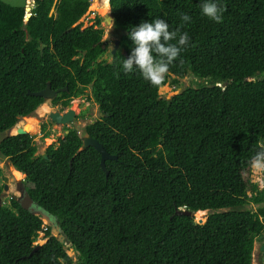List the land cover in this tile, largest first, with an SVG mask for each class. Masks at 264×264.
Returning <instances> with one entry per match:
<instances>
[{"label":"trees","instance_id":"trees-1","mask_svg":"<svg viewBox=\"0 0 264 264\" xmlns=\"http://www.w3.org/2000/svg\"><path fill=\"white\" fill-rule=\"evenodd\" d=\"M34 2L25 16L24 5L0 0V133L44 101L28 90L66 86L53 100L64 109L90 87L100 117L84 131L116 159L105 161L106 177L99 152L81 149L71 127L46 158L28 133L1 138V157L23 174L24 189L56 220L63 241L40 214L10 199L0 205V264H251L264 207L237 208L264 202L248 163L264 138V0H218L226 7L220 23L201 13L202 0H108L120 32L109 61L101 18L80 20L89 5L94 10L90 0H59L52 13L54 0ZM155 18L170 30L183 23L190 37L183 62L160 85L138 70L124 73L121 60L134 47L131 28ZM186 75L192 84L181 92L158 94ZM180 208L210 213L198 224ZM39 232L47 241L36 248Z\"/></svg>","mask_w":264,"mask_h":264},{"label":"rangeland","instance_id":"rangeland-1","mask_svg":"<svg viewBox=\"0 0 264 264\" xmlns=\"http://www.w3.org/2000/svg\"><path fill=\"white\" fill-rule=\"evenodd\" d=\"M3 1L11 5H24L26 2V0H3ZM90 4H92L93 8L95 6L101 7L99 8V11H102V12L97 13L94 10H91L90 5H89L87 12L81 17L80 20L83 22L85 26H88V25L96 24L95 22L96 17L101 18L100 23L98 24L99 25L98 27L103 29L104 41L108 44V50L104 54L103 58L109 61L111 58L110 50L112 49L114 45L115 39L119 37L120 32L114 26L109 31L112 25L110 24V22L104 19V15L109 13L108 0H90ZM51 11L54 12V8L51 9ZM108 33H109V36H108ZM107 36H108V39L106 40ZM117 49H119V46ZM173 78L174 77H171L166 84H164L158 89V94L161 97L169 98L172 95L181 92L186 86L192 84V79H193L191 76L186 75L183 78H179L177 82H174L172 80ZM88 93H90V88H87V90L85 89L82 95L73 97L70 101V108L74 109L75 118L72 122L69 123V125L76 128L80 136L84 135L85 133L84 126L87 123H90L94 121L95 119H99L100 117L98 106L93 101V99L89 96ZM42 104H44V106L38 110V107ZM42 104H40L34 110L33 113L26 116L25 118L20 119L10 131H5L3 133H0V139L5 137L6 135L16 134L17 126L23 127L24 124L26 125L27 123H30L32 125V133L29 135L32 136V141L36 146V155L44 153L46 148L50 145L57 146L59 139L63 137L64 128H62L61 125L51 124L50 122L51 120L49 119L48 114L49 112L55 110L53 109L54 107L53 103H51L50 100L48 99L44 101ZM51 105H52V108H51ZM42 121H46L47 126L45 130L41 131L40 125ZM0 169L2 172V175L0 177V185H3L5 183L4 176L7 177L6 183L8 185V189L2 191L1 199L3 203L9 204L10 196L12 193L16 194L17 196L20 195L18 188L21 186L20 182L24 179V176L23 174H20L19 171L13 167V165L7 158H2L1 155H0ZM249 177L252 183L257 184L258 189H264V175H255L252 173L250 169ZM250 194L251 192L248 191V195ZM259 207H264V202H260V203L250 202L247 205L238 207L237 209L247 208V209H251L255 211ZM209 213H210L209 210H205L204 214L203 213L195 214L193 216L194 222H198V219H202V221L204 222ZM41 219H42L43 225H49V223L46 221L44 217H41ZM57 233L58 231L55 229L54 226H52L50 230V235L56 236ZM46 240H47V237H45L44 233L39 232L37 238L33 242V245L43 244ZM65 249H66L67 254L71 256L74 261H76L77 258L75 256L74 248H72L69 244H65ZM258 250H259V241L257 240V237H256L253 243L251 264H257Z\"/></svg>","mask_w":264,"mask_h":264},{"label":"clouds","instance_id":"clouds-1","mask_svg":"<svg viewBox=\"0 0 264 264\" xmlns=\"http://www.w3.org/2000/svg\"><path fill=\"white\" fill-rule=\"evenodd\" d=\"M199 7L201 13L210 20L222 22L226 7L218 0H202ZM180 19L183 23H188L191 17L181 13ZM110 24L112 26L109 31L114 26V21ZM181 27L170 30L169 24L162 18H155L150 22L144 21L132 27L129 31V39L134 47L128 58H121L124 73H132L135 69L152 85L162 84L170 66L175 61L183 62L180 59L181 53L190 45V37L187 32L181 31ZM248 163L253 174L264 175V138H261L258 149Z\"/></svg>","mask_w":264,"mask_h":264},{"label":"water","instance_id":"water-1","mask_svg":"<svg viewBox=\"0 0 264 264\" xmlns=\"http://www.w3.org/2000/svg\"><path fill=\"white\" fill-rule=\"evenodd\" d=\"M104 19L106 21H108V22H112V15H111L110 6H109V13L104 15ZM116 35H117V33H116ZM118 46H119V39L116 38L115 42H114V45H113V47H112V49L110 51L111 55H113L117 51ZM43 47H44V44H41L40 45V52L41 53H42ZM122 53L125 54V51L123 50ZM215 85H218V83L217 84H210V86H215ZM66 89H67L66 86H64L63 88L52 89L51 86H50V83L47 82V84H46V86L44 88H42V89H40L38 91H35V92H31V91L28 90L27 93L31 94V95H35V96H41V97H43V99L45 101V100H48V99H50V100L54 99L55 96L58 94V92H60L62 90H66ZM25 117L26 116H24L23 118H25ZM48 117L50 118V120L52 122H54V123H56L58 125H66V124H69L70 122H72L74 120L75 111L72 108H69V109H67V110H65L63 112H60V111H57V110L56 111H51V112H49ZM30 129H31V125H29V124L24 125L23 127L18 126V127H16V134H25V133L31 134L32 130L29 131ZM81 140H82L81 149H84V148H86L88 146H92L99 152V154H100V166H101L102 170L105 172V175L107 177L109 171L107 170V168L105 166V161L107 159H116V156L112 155V154H109L104 149L103 145L97 139L91 137L88 134L82 135L81 136ZM43 156L45 158L47 157L46 154H43ZM6 181H7V177H5V185H4V189L5 190L8 189ZM18 190L20 192V195L17 196L16 194H13L12 195V199L16 200L23 209H28L33 214H40L41 217H44L46 219V221L49 223L50 226L51 225L53 226V224H52V222H51V220L49 218V215H47L46 213H43L40 210H37L34 206H32V199L30 198L29 194L24 190V188H20ZM21 194H24L23 198L21 197ZM1 204H2V199L0 198V205ZM179 211H181L182 213H184L186 215H190L192 217L194 216V213H195V212H191L189 210H185V209H181V208L179 209ZM205 221L203 222L202 219H198V222H196V223L203 224V223H205ZM54 227L58 231L56 237L60 241H63V237H62V234L60 232V227L58 225L54 226ZM40 245L41 244H37L36 248L38 246H40ZM69 245H71V244H69Z\"/></svg>","mask_w":264,"mask_h":264},{"label":"flooded vegetation","instance_id":"flooded-vegetation-1","mask_svg":"<svg viewBox=\"0 0 264 264\" xmlns=\"http://www.w3.org/2000/svg\"><path fill=\"white\" fill-rule=\"evenodd\" d=\"M111 51V50H110ZM87 88H90V87H87ZM87 90V89H86ZM89 94V96L91 95L90 93H88ZM87 94V95H88ZM58 95V94H57ZM56 95V96H57ZM56 96H55V98H56ZM54 98V99H55ZM54 99H52V100H50V102L51 103H53V100ZM46 101V100H45ZM44 102V101H43ZM42 102V103H43ZM44 105V104H43ZM42 105V106H43ZM54 105V104H53ZM51 108H52V105H51ZM70 108V106H67V107H65L64 109H60L59 108V106L58 105H54V107H53V109H55V110H53V111H60V112H63V111H65V110H67V109H69ZM100 115V114H99ZM50 119V118H49ZM51 122V124H56V123H54V122H52V121H50ZM47 123H46V121H42L41 122V125H40V130L42 131V130H45V128H46V125ZM61 127L62 128H64V132H66L67 130H66V127H71V128H73V129H76V128H74V127H72V126H70L69 124H66V125H61ZM84 134H86V133H84ZM42 154H45V153H42ZM1 175H2V172H1ZM1 175H0V177H1ZM5 177L6 176H4V181H5ZM4 185H5V183L3 184V185H0V187H1V189H0V198H1V195H2V191L3 190H5L4 189ZM20 187L18 188V189H20V188H24L23 187V185H22V181L20 182ZM8 186V185H7ZM25 190V189H24ZM26 191V190H25ZM14 193H12L11 194V196H10V199H12V195H13ZM21 197L23 198L24 197V194H21ZM14 200V199H13ZM16 201V200H15ZM3 203V202H2ZM32 206H34L35 207V205L33 204V201H32ZM36 208V207H35ZM47 215H49V214H47ZM49 218H50V220H51V222H52V224H53V226H57L58 225V223L56 222V220L52 217V216H50L49 215ZM59 226V225H58ZM51 228H52V225L50 226ZM257 240L259 241V250H258V255H257V264H264V231L260 234V235H258L257 236Z\"/></svg>","mask_w":264,"mask_h":264},{"label":"built area","instance_id":"built-area-1","mask_svg":"<svg viewBox=\"0 0 264 264\" xmlns=\"http://www.w3.org/2000/svg\"><path fill=\"white\" fill-rule=\"evenodd\" d=\"M59 0H54V5L51 9L54 8L55 3H57ZM35 7V2L34 0H26L25 4H24V8H25V16H29L33 13ZM53 11H51L50 13H52Z\"/></svg>","mask_w":264,"mask_h":264},{"label":"bare ground","instance_id":"bare-ground-1","mask_svg":"<svg viewBox=\"0 0 264 264\" xmlns=\"http://www.w3.org/2000/svg\"><path fill=\"white\" fill-rule=\"evenodd\" d=\"M99 8H101V7H99V6H95V7H94V10H95L97 13H100V12H102V11H99ZM40 107H42V106H40ZM40 107H38V108H40ZM27 124L31 125L30 123H27ZM27 124H26V125H27ZM24 125H25V124H24ZM24 125H23V126H24ZM17 127H18V126H17ZM30 130H32V125H31V129H30ZM30 130H29V131H30Z\"/></svg>","mask_w":264,"mask_h":264}]
</instances>
